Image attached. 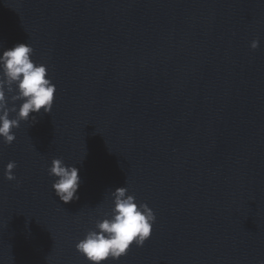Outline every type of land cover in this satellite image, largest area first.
<instances>
[{"label":"water","instance_id":"water-1","mask_svg":"<svg viewBox=\"0 0 264 264\" xmlns=\"http://www.w3.org/2000/svg\"><path fill=\"white\" fill-rule=\"evenodd\" d=\"M18 43L56 92L0 142V264H88L118 187L156 220L107 264H264V0H0V54Z\"/></svg>","mask_w":264,"mask_h":264},{"label":"clouds","instance_id":"clouds-1","mask_svg":"<svg viewBox=\"0 0 264 264\" xmlns=\"http://www.w3.org/2000/svg\"><path fill=\"white\" fill-rule=\"evenodd\" d=\"M258 46V40L251 42L252 50ZM32 55L33 48L25 43H18L0 54V142L8 146L15 141L13 130L19 128L21 122L31 120L34 125L41 110L43 114L52 111L56 87L47 78L46 65L37 64L31 59ZM15 168L14 161L7 163L4 170L6 180L16 179ZM47 171L53 179L52 189L59 201L68 204L79 200V168L55 158ZM111 195L110 212L95 221L94 228L75 245L77 253L88 264L118 262L133 244L143 247L152 233L156 217L147 204L138 203L134 195L128 194L126 187L116 188Z\"/></svg>","mask_w":264,"mask_h":264}]
</instances>
